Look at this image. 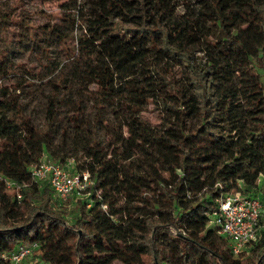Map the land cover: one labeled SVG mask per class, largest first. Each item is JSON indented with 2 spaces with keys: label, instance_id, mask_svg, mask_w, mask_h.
Segmentation results:
<instances>
[{
  "label": "trees",
  "instance_id": "obj_1",
  "mask_svg": "<svg viewBox=\"0 0 264 264\" xmlns=\"http://www.w3.org/2000/svg\"><path fill=\"white\" fill-rule=\"evenodd\" d=\"M197 5V12L178 20L175 0H98L84 20L77 48L88 59L90 43L104 60L80 63L86 95L99 114L123 79L130 95L128 148L141 143L136 153L104 155L91 135L82 162L74 163L93 181L90 202L78 200L71 217L50 207L46 184L30 179L44 156L71 160L54 146V98L41 127L28 119L17 126L5 113L16 108L11 90L21 83L0 87V174L31 183L17 202L0 181V264H11L5 256L16 245L34 243L41 264H264V212L257 241L240 257L211 223L223 193L264 200L256 191L264 175V82L248 75L252 68L264 72V0ZM195 45L201 57L191 50ZM151 51L181 66L182 85L148 59ZM150 81L164 90L157 101L147 95ZM150 102L161 108L160 128L137 116ZM113 190L124 197V217L114 207Z\"/></svg>",
  "mask_w": 264,
  "mask_h": 264
},
{
  "label": "rangeland",
  "instance_id": "obj_2",
  "mask_svg": "<svg viewBox=\"0 0 264 264\" xmlns=\"http://www.w3.org/2000/svg\"><path fill=\"white\" fill-rule=\"evenodd\" d=\"M175 1L178 20L186 17L189 11L197 12V0H186L188 7L182 0ZM97 6L98 0H0V87L21 83L18 89L11 90L16 108L6 112L5 117L11 118L17 126L23 119H28L34 127H41L46 109L54 98L57 124L54 146L67 153L75 165L82 162L81 157H84L91 135L104 155L126 150L136 153L141 143L139 139L128 148L130 135L127 127L131 120L125 105L130 102V95L122 85L123 79L117 80L113 100L104 104L99 114L85 92L89 86L80 76V63L84 60L91 64L104 62L98 58L90 43L86 44L91 50L88 59L77 48L78 39L86 33L84 20L93 16ZM199 48V45L191 48L196 58L202 56ZM147 56L165 75L170 73L174 81L182 85L181 66L154 51L148 52ZM128 72H121V77H126ZM248 75H256L264 82V72L260 70L252 68ZM59 79L63 82L55 88ZM56 91L58 94L54 96ZM163 93L157 83L149 82V97L157 101V95ZM74 114L76 119L72 118ZM161 114L160 106L150 102L137 116L148 127L160 128ZM163 176L169 177L167 173ZM256 191L264 195V175L257 181ZM154 197H157V192ZM112 198L115 209L121 211L119 215L126 216L124 197L113 190ZM78 202L72 198L57 202L51 192L49 204L53 210L71 217ZM262 227L264 216L260 220V229ZM34 256L22 264H41ZM111 264L123 263L114 259Z\"/></svg>",
  "mask_w": 264,
  "mask_h": 264
},
{
  "label": "built area",
  "instance_id": "obj_3",
  "mask_svg": "<svg viewBox=\"0 0 264 264\" xmlns=\"http://www.w3.org/2000/svg\"><path fill=\"white\" fill-rule=\"evenodd\" d=\"M32 182L44 183L48 186L57 202H64L70 198L74 201H88L89 188L93 181L85 171L78 172L72 160L58 163L48 160L42 161L30 169ZM0 181L4 183L5 191L13 193L17 202L23 199V191L31 183H17L0 174ZM99 197V192H95ZM90 204H86L89 208ZM106 209L105 205L101 206ZM264 212V200L259 197H249L240 192H227L216 199V208L212 213L211 223L227 242L231 254L240 257L248 253L249 248L258 237V221ZM38 249L36 243L31 245L18 244L5 257L11 264H22L32 257Z\"/></svg>",
  "mask_w": 264,
  "mask_h": 264
}]
</instances>
